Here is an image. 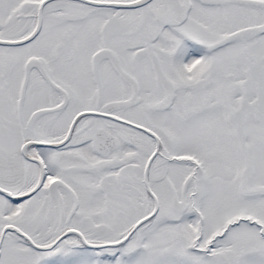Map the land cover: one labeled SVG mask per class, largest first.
<instances>
[{
	"label": "snow or ice",
	"instance_id": "snow-or-ice-1",
	"mask_svg": "<svg viewBox=\"0 0 264 264\" xmlns=\"http://www.w3.org/2000/svg\"><path fill=\"white\" fill-rule=\"evenodd\" d=\"M0 264H264V0H0Z\"/></svg>",
	"mask_w": 264,
	"mask_h": 264
}]
</instances>
